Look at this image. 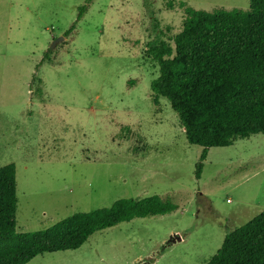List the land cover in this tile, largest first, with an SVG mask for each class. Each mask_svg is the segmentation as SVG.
<instances>
[{
    "label": "rangeland",
    "instance_id": "374dc122",
    "mask_svg": "<svg viewBox=\"0 0 264 264\" xmlns=\"http://www.w3.org/2000/svg\"><path fill=\"white\" fill-rule=\"evenodd\" d=\"M85 2L0 0V168H16V232L121 199L157 196L178 209L28 264H206L264 211V135L208 149L197 180L202 149L165 99L153 103L158 67L146 48L172 46L180 2L211 12L246 11L250 0H94L65 35Z\"/></svg>",
    "mask_w": 264,
    "mask_h": 264
},
{
    "label": "trees",
    "instance_id": "16d2710c",
    "mask_svg": "<svg viewBox=\"0 0 264 264\" xmlns=\"http://www.w3.org/2000/svg\"><path fill=\"white\" fill-rule=\"evenodd\" d=\"M94 0L78 8L69 35ZM168 8L173 5L168 3ZM184 12L181 31L148 44L146 55L158 67L150 84L153 103L165 99L176 114L189 145L202 149L195 177L200 179L207 150L227 148L253 135H264V0L248 10ZM48 59L45 54L35 73ZM34 78V75H33ZM16 168H0V264H28L34 258L76 251L95 233L136 219L170 215L178 207L157 196L121 199L111 207L78 213L34 232H16ZM206 264H264V211L228 232Z\"/></svg>",
    "mask_w": 264,
    "mask_h": 264
},
{
    "label": "water",
    "instance_id": "95a60500",
    "mask_svg": "<svg viewBox=\"0 0 264 264\" xmlns=\"http://www.w3.org/2000/svg\"><path fill=\"white\" fill-rule=\"evenodd\" d=\"M62 39H63V38H59V39H57V40H54V42H53L51 48H53V47H54L58 42H60ZM176 241L180 242V241H181V238H180L179 236H175V238H173V239L169 242L168 246H172Z\"/></svg>",
    "mask_w": 264,
    "mask_h": 264
}]
</instances>
